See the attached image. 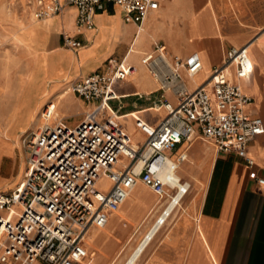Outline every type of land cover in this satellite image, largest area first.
Here are the masks:
<instances>
[{
    "label": "crops",
    "instance_id": "obj_1",
    "mask_svg": "<svg viewBox=\"0 0 264 264\" xmlns=\"http://www.w3.org/2000/svg\"><path fill=\"white\" fill-rule=\"evenodd\" d=\"M12 2L18 20L8 18L7 7ZM22 3L0 0V192L13 191L23 179L26 152L21 137L38 125L42 106L54 101L57 115L65 123L62 106L67 98L82 110L83 119L90 105L69 88L110 57L125 60L138 70L132 80L116 82L114 87L123 104L121 122L133 139H141L130 115L152 121L148 114L153 112L146 110L149 104L123 101L155 88L140 63L142 54L152 51L155 44H164L171 59L199 54L203 69L194 78L184 74L191 89L222 63L227 49L246 46L253 69L236 81L252 99L247 114L261 118L264 124V0H163L146 19L145 31L139 33L135 24L123 21L119 7L108 4L95 15V29L81 34L75 27L74 7L67 6L35 24L22 18ZM62 33L87 43L73 52L62 46ZM121 34L126 43L117 54L114 42ZM143 35L147 41L139 47ZM4 38L12 40L11 49L1 42ZM189 80L194 84L189 85ZM110 105L113 110L118 106L116 101ZM125 119L131 120L137 137L128 130ZM183 151L187 159L177 173L191 186L182 200L183 204L189 198L187 206L154 236L136 264H264V185L257 182L264 178V134L249 144L253 166L237 155L217 153L199 137L176 146L173 158ZM136 190L143 196L136 197ZM129 198L109 215L104 228L89 230L86 256L76 264L122 263L166 205L141 183Z\"/></svg>",
    "mask_w": 264,
    "mask_h": 264
},
{
    "label": "built area",
    "instance_id": "obj_2",
    "mask_svg": "<svg viewBox=\"0 0 264 264\" xmlns=\"http://www.w3.org/2000/svg\"><path fill=\"white\" fill-rule=\"evenodd\" d=\"M162 1L26 0L40 21L74 7L78 34L94 30L95 15L108 4L119 7L123 21L135 24L139 33ZM86 43L62 33V46L73 52ZM140 63L156 86L138 98L149 102L146 110L162 113L153 122L133 116L139 140L119 118L123 104L115 83L130 81L138 72L125 60L110 57L72 83L71 92L90 105L75 126L58 117L54 101L42 106L38 125L21 137L26 152L23 179L13 191L0 192V264L79 263L86 256L89 230L104 228L138 182L166 201L157 219L162 225L190 189L189 182L175 176L187 153L172 156L183 142L199 137L217 153L234 154L254 165L248 147L264 134V124L247 114L252 99L236 81L253 69L246 46L227 49L222 63L193 89L184 74L194 78L203 69L198 53L171 59L164 44H155ZM112 101L118 104L114 110ZM104 176L110 186L101 190L98 180ZM257 182L264 185V178Z\"/></svg>",
    "mask_w": 264,
    "mask_h": 264
},
{
    "label": "rangeland",
    "instance_id": "obj_3",
    "mask_svg": "<svg viewBox=\"0 0 264 264\" xmlns=\"http://www.w3.org/2000/svg\"><path fill=\"white\" fill-rule=\"evenodd\" d=\"M14 4H15V2H12L7 7V11H8V14H9L8 18H12V17L14 18L15 17V19L18 20V17L16 15V13H18V12L16 10V7L14 8ZM20 13L22 14V18H26L27 17V18H29V21L32 22V23L36 24V23L40 22V20L35 19L33 17V15L31 14L30 10L28 9L26 0H23V3L21 5V12ZM0 29H1V27H0ZM4 31H8L7 28H4ZM143 36L144 37L140 36L139 41L137 42V45L139 47L141 45L143 46L146 43V41H147V38L145 37V35H143ZM1 42H4L8 49L12 48V40H10L8 38H6V39L4 38V40L3 41L1 40ZM114 43L116 44V53L119 54L120 49L122 48V46H124V43H126L125 35L121 34L120 35V39L116 40ZM133 59H135V57H133ZM188 84L189 85H193L194 82L192 80H189ZM69 91L71 92L70 88H69ZM123 102L124 103H129V104L137 102L139 105H148L149 104V102L147 100H141V99L135 98V97L134 98L124 99ZM112 105H113V107H115V104H112ZM62 111L64 112L65 123H67L69 125H74V124L78 123L83 117L82 110H80L77 106L71 104L69 99H67V98L63 101ZM148 116H149V118L152 121H154L155 119L159 118L160 114L149 113ZM124 122H125V125L128 128V130H130L137 137V133L135 131L134 125L131 122V120L130 119H125ZM138 139H139V137H138ZM109 186H110V183H109L107 177L106 176L102 177L101 181L99 182V188H101V190H106V189L109 188ZM135 196L140 198V197L143 196V194L141 193V191L136 190L135 191ZM188 201H189V198H187L185 200V202L183 203L184 207L187 206Z\"/></svg>",
    "mask_w": 264,
    "mask_h": 264
},
{
    "label": "bare ground",
    "instance_id": "obj_4",
    "mask_svg": "<svg viewBox=\"0 0 264 264\" xmlns=\"http://www.w3.org/2000/svg\"><path fill=\"white\" fill-rule=\"evenodd\" d=\"M145 24H146V21L144 23V26L142 27V30L141 31H145ZM27 28V27H26ZM25 29V28H24ZM23 29V30H24ZM30 29V28H29ZM16 38V37H15ZM130 116H138L136 113H133L132 115ZM120 120L123 119L124 117H119ZM176 177L180 178L179 174L176 173L175 175ZM172 181V179H170ZM100 180H98V184H99ZM140 182H138L137 184H139ZM136 185H134L131 189V191L129 192V195L127 197V199L131 196V193L132 191L136 188ZM142 184V183H141ZM191 187V186H190ZM184 198V197H183ZM182 198V200H183ZM130 199V198H129ZM182 200L181 202L179 203V207L176 209V211L171 214L165 221L164 223L161 225L160 223L157 222V219L160 217V215L158 216V218L156 219L155 223L150 227V229L144 234L143 238L137 242L135 244V246H133L132 248V251L129 253V255L126 257V259L122 262V263H113V264H135L136 261L138 260V258L140 257V255L142 254V252L144 251V249H146V246L149 244V242L154 238V236L159 233V231L162 229V227L168 223L169 221L172 220L173 216L180 210V208L182 209L184 206L182 204ZM127 201V200H126ZM125 201V202H126ZM182 204V205H181ZM150 216V215H148ZM147 216L146 218V223L148 222L149 220V217Z\"/></svg>",
    "mask_w": 264,
    "mask_h": 264
}]
</instances>
